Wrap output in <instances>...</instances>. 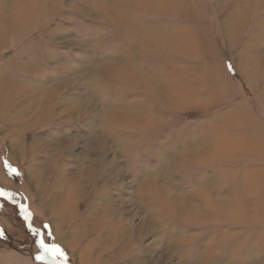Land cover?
I'll list each match as a JSON object with an SVG mask.
<instances>
[{"label":"rangeland","instance_id":"1","mask_svg":"<svg viewBox=\"0 0 264 264\" xmlns=\"http://www.w3.org/2000/svg\"><path fill=\"white\" fill-rule=\"evenodd\" d=\"M17 2L0 264H264V0Z\"/></svg>","mask_w":264,"mask_h":264},{"label":"bare ground","instance_id":"2","mask_svg":"<svg viewBox=\"0 0 264 264\" xmlns=\"http://www.w3.org/2000/svg\"><path fill=\"white\" fill-rule=\"evenodd\" d=\"M18 0H16V3H18L17 2ZM129 3V2H128ZM25 4V3H24ZM21 5V4H20ZM11 6V5H10ZM112 8V7H111ZM117 9V8H116ZM122 9V8H121ZM103 68V67H102ZM104 71V70H103ZM108 71H109V69H108ZM115 72V71H114ZM117 73V72H116ZM106 74H108L107 72H106ZM119 74V73H118ZM111 75V74H110ZM54 86H52V87H48L47 86V88H44V86H41V85H36V87H34L33 89H34V93H39V92H41V94H44L45 95V97L47 98H49L53 93H55V89L53 88ZM46 102V101H45ZM44 102V103H45ZM105 114L107 115V113L105 112ZM113 114H115V113H113L112 112V114H111V112L107 115V116H109V117H112L113 116ZM115 116V115H114ZM113 119V118H112ZM48 142V141H47ZM57 145V144H56ZM58 148V147H57ZM92 171H90L89 173H88V175H87V178L89 177V175H92V174H90ZM83 176H80L79 178H82ZM64 180H66V176H64ZM67 181V180H66ZM83 190V189H82ZM77 195V194H76ZM82 195H84L83 194V192H80V194L79 195H77V198H79L78 196H82ZM170 202H171V200H170ZM175 203V202H174ZM190 205V204H189ZM215 206V205H214ZM197 208V207H196ZM195 207H194V209H196ZM191 210V209H190ZM197 210V209H196ZM200 210V209H199ZM197 212H198V210L196 211V214H197ZM192 214V213H191ZM193 215H195V214H193ZM192 215V216H193ZM195 217V216H194ZM155 219V218H154ZM199 219V218H198ZM155 222H156V219L153 221V223H151L150 225L154 228V226L156 227V225H157V223L155 224ZM158 226V225H157ZM128 227L129 226H127V225H123V224H120V226L118 227V228H116V229H114V231H110V232H113V234L112 235H114V233H117V232H119V231H121V230H125V231H127L128 232ZM131 228H133V226L131 227ZM131 231V230H130ZM112 235L110 234L109 236H105V240H109V238L108 237H112ZM116 235H118V234H116ZM102 241H103V239H102Z\"/></svg>","mask_w":264,"mask_h":264},{"label":"snow or ice","instance_id":"3","mask_svg":"<svg viewBox=\"0 0 264 264\" xmlns=\"http://www.w3.org/2000/svg\"><path fill=\"white\" fill-rule=\"evenodd\" d=\"M3 234V229H0V235H2ZM40 243H41V246L42 247H44V248H46L47 250H52L53 248H54V250L59 254V255H61V256H63V249H61L58 245H55V246H52L51 248L48 246V245H46L45 243H44V241L43 240H41L40 241Z\"/></svg>","mask_w":264,"mask_h":264},{"label":"crops","instance_id":"4","mask_svg":"<svg viewBox=\"0 0 264 264\" xmlns=\"http://www.w3.org/2000/svg\"><path fill=\"white\" fill-rule=\"evenodd\" d=\"M227 60H229V59H227ZM225 67H227V64H226V62H225ZM236 67V66H235ZM227 68H225V70H226ZM236 69H237V71H239V69H238V67H236ZM240 73H241V75H243L242 74V72H241V70L239 71ZM238 72V74H240ZM227 73L229 74V72L227 71ZM229 78H230V81H232L231 79H233L231 76H230V74H229ZM261 132V134H263L264 135V127H263V130L262 131H260ZM261 136V135H260ZM258 138H260L259 136H257ZM254 139H256V137H254ZM258 141H259V143H261L263 140L262 139H258ZM263 181H264V179H262ZM2 240H5V236H0V241H2ZM3 242V241H2Z\"/></svg>","mask_w":264,"mask_h":264}]
</instances>
